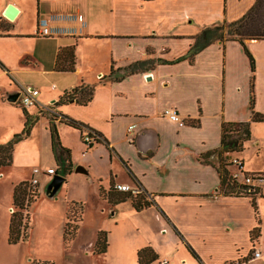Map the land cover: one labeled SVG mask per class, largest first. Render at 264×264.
Listing matches in <instances>:
<instances>
[{"label": "crops", "instance_id": "0c3cea01", "mask_svg": "<svg viewBox=\"0 0 264 264\" xmlns=\"http://www.w3.org/2000/svg\"><path fill=\"white\" fill-rule=\"evenodd\" d=\"M254 2L38 0L35 35H42L41 30L47 28L50 34L46 36L58 38L55 56L59 47L75 45V69L70 72L76 76L73 80L69 79L68 88L62 92L81 82L94 87L92 99L86 105L69 102L54 110L86 125L84 132L90 129L98 133L97 137L102 140L100 143H93L92 140L89 149L80 147L83 153L95 151L105 164L104 176L98 172L93 174L97 200L102 202L103 208L115 221V215L118 218L129 217L133 229L143 236L139 244L130 246L136 248L121 252L123 264H132L133 259L137 264L136 253L140 247L181 246L177 236L183 246L188 243L196 249L203 264H217L213 261L215 259L212 260L215 255L220 257L218 263H224V229L229 231L237 227L230 212L239 199L245 197L223 195L219 187L218 158L216 155L204 156L219 147L223 122H250L251 136L248 141H252L259 150L261 135H258L257 126L264 121H251L250 97L253 77L254 111L264 114V39H244L254 59L253 71L244 46L230 39L214 41L192 56L174 60L187 54L202 28L237 20ZM8 3L18 8L17 16L23 12V0H7L2 9ZM44 3L47 5L44 6ZM1 16V21L11 24ZM0 29L4 30L3 27ZM136 61L148 63L142 71L121 80L104 78L111 68H122ZM21 90L9 93L20 94ZM53 92L52 96L43 98L44 95L38 91L36 103L46 108L43 103L54 102L57 98V88ZM166 108L175 109L183 120L177 122L163 117L162 111ZM131 124L135 128L130 131L128 127ZM44 125V166L56 168L46 118ZM56 127L61 145L71 149L72 160L74 144L65 136L72 132L78 145H81L82 134L78 129L60 122L56 123ZM129 137L132 139L129 140ZM13 152L14 148L12 162ZM233 157L242 161L243 170L241 156L233 153ZM84 164L88 173L92 169L91 164ZM228 169L230 173L234 171ZM75 172L73 165L62 186ZM4 176L2 173L1 177ZM51 177L39 176L38 191L40 196L54 200L59 195L49 197L45 193ZM28 179L26 176L11 183L7 207L12 206L13 184ZM111 183L138 187L155 204L140 211L133 208L130 200L111 206L99 194L100 190L107 192ZM67 199L69 202L74 198ZM117 225L116 221L114 226ZM255 225L248 222L243 228L249 243V231ZM121 231L118 229L117 234ZM95 234L84 245L91 253ZM215 235L222 238L216 239ZM194 239L202 243L201 247H207L205 253L194 245ZM236 247L237 244H233L234 253L228 249V259L248 256L250 247L246 246L241 254ZM260 254L259 258L251 255L241 264L263 259L261 250ZM192 258L194 261L191 264H201ZM115 264H121L120 259H116Z\"/></svg>", "mask_w": 264, "mask_h": 264}, {"label": "rangeland", "instance_id": "374dc122", "mask_svg": "<svg viewBox=\"0 0 264 264\" xmlns=\"http://www.w3.org/2000/svg\"><path fill=\"white\" fill-rule=\"evenodd\" d=\"M6 1L0 0V16L5 9L2 7ZM23 2V12L12 20L11 24L7 21L0 22L4 28V30L0 29V60L5 65V70L0 69V144L9 141L24 129L25 118L21 110L23 106L18 100L19 97L15 103L7 100V94L11 90H21L32 86L38 89L41 95H44L43 98H48L54 94L53 90L57 88L55 95L58 97L64 88H68L66 86L70 84L69 79L73 80L76 76L73 72L53 70L58 38L35 35L38 0H23ZM46 5L44 3V6ZM36 100L38 101L37 97ZM49 104L45 102L43 106ZM39 107L38 103L26 107L33 120H35V115L38 118L31 126L29 135L14 145L12 164L0 167V264H31L32 261L40 262L43 260L53 264H115L116 259H120V263L123 264L124 257H122L121 252H124L125 249L136 248L130 246L139 244L143 236L133 229V222L129 217L118 218L115 215L118 225L114 226L116 223L115 219H112L114 217L103 208L102 202L97 200L95 193L96 181L93 174L98 172L104 176L106 173L105 164L99 160L95 151L83 153L81 146L88 147V149L91 146L89 147L85 141L78 145L77 138L71 134L72 132L65 136L66 140L74 144L72 167L73 165L74 169L78 165L85 167L84 163H87L91 164L92 169L87 174L75 172L69 175L66 183L56 194V196L59 195L57 199L51 200L43 195L40 196L37 188L39 198L28 209L30 227L26 240L14 244L8 243L10 212L15 211L13 205L7 207L11 183L26 176L30 179L34 167L47 168L44 166L46 160L44 149H42L46 125H44L45 118L38 115ZM257 127L258 135H261L259 137L261 139H258L259 150L252 141H247L243 150L235 152V156L240 155L244 160L243 170L248 174L264 171V123ZM57 134L59 137L58 130ZM84 134L86 132L83 131ZM229 157L230 160L233 159L231 154ZM229 168L234 169L231 173H238V181L243 183L244 173H239L234 164L229 165ZM2 173L5 175L3 178L1 177ZM9 175L12 176L9 177ZM15 184L17 183H14L13 186ZM249 185H260L261 187V195L255 199L256 211L251 206L249 197L239 199V202L230 212L237 227L231 228L229 231L224 229V239L220 235L214 237L224 240V263H218L219 255L212 258L217 264H228V262L235 260L228 259V254H226L228 249L234 253L233 244H237L236 248L237 250L239 248L240 254L244 252L246 246L250 247L246 258L251 257L255 251L260 253V250L264 255V178L263 181L253 179ZM99 194L101 198L106 199L102 190ZM68 197L74 198L71 201L77 200L74 201L75 204L69 205L70 208L67 207L70 202H67ZM109 205L111 204L109 203ZM71 211L76 214L82 211V217L76 235L65 243L63 221H65L66 215L69 216V212L72 213ZM257 219L259 220L260 235L250 240L249 243L248 234L243 228L248 222L257 224ZM72 225L75 223L71 222L69 229L72 228ZM100 229L109 232L107 233L109 248L105 254L96 255L87 250L84 245L91 241L96 231ZM118 229L122 231L117 234ZM218 236L219 238H217ZM177 238L181 243L179 247H155V249L152 247L158 254V259L149 264H191L194 259L186 246H183L180 237L177 236ZM201 244L194 239V245L205 253L207 247H201ZM255 246L259 247L260 250L254 248ZM200 262L203 264L202 261ZM135 263L133 259L132 264ZM193 264L200 263L194 262ZM249 264H264V258Z\"/></svg>", "mask_w": 264, "mask_h": 264}, {"label": "trees", "instance_id": "16d2710c", "mask_svg": "<svg viewBox=\"0 0 264 264\" xmlns=\"http://www.w3.org/2000/svg\"><path fill=\"white\" fill-rule=\"evenodd\" d=\"M2 16H0L1 22ZM0 26L1 23H0ZM3 27V26H2ZM264 39V0H255L250 9L239 19L231 22H221L212 26H206L201 29V31L195 36L194 43L189 48L187 54L183 57H179L174 61H179L183 58L192 56L197 51L206 47L208 44L217 40H236L244 46V50L249 57L251 70H254V59L252 55L246 48L244 39ZM75 45H68L59 47L55 56L53 69L59 72H70L75 69ZM148 63L147 61H136L128 66L113 69L111 68L109 73L104 77L113 81H118L135 72H140L143 70L144 65ZM0 69L5 70V65L0 60ZM253 77L251 78V97H250V109L252 112L251 121L252 122H263L264 114L254 111V96H253ZM94 87L85 83H80L70 89L64 90L54 102L50 103L46 108L39 107L38 115L43 116L48 121V127L51 137V146L56 160L57 167L55 168V173L62 176H66L70 173L72 169L71 159H70V149L63 147L60 143L56 123L60 122L72 128L78 129L82 134L86 128V125L76 121L69 116L55 111L59 106L68 104L69 102H76L80 105H86L93 96ZM55 109V110H54ZM22 113L25 118L24 129L21 133L14 135L12 139L5 143L0 144V167L10 165L12 163V151L14 145L20 140L24 139L29 135L30 128L36 121L38 116L35 115V120L32 119L31 115L25 107L21 108ZM93 143H100L98 133L89 129L87 132ZM250 122H223L221 125V137L220 145L218 148L213 149L205 154L204 157H209L210 155H216L218 158L217 171L220 175V192L223 195H231L236 197H249L251 206L256 211L255 199L257 196L261 195L260 185L251 186L249 184L240 183L232 177L229 171V165H231V160L229 159L230 154L233 157V153L239 152L244 149V144L250 140ZM89 143L88 146H91ZM234 158V157H233ZM240 172L245 175H252L254 180L263 181V172L251 173L241 169ZM38 184L35 186H30L28 181H22L13 186L12 190V205L15 211L10 212L9 226H8V243L14 244L19 241L26 240L28 236V230L30 227V214L28 209L31 204H34L38 198L39 194L37 192ZM105 198L108 203L116 205L118 203L130 200L133 208L136 211H140L143 208L155 204L154 200L148 198L147 193L140 191L138 193L122 192L114 189V184L111 183L107 192H104ZM76 202L70 201L68 203V208L70 204H75ZM67 208V209H68ZM69 216H65V222L63 227V239L67 243L75 236L79 228V221L81 220L82 211L79 214L71 211ZM72 214V215H71ZM72 216V218H71ZM71 222L75 225L71 226ZM259 220L257 219V224L249 231L250 240H253L260 235V227L258 225ZM67 245V244H66ZM186 248L191 253V255L198 261H201L200 256L195 251L190 244L186 243ZM92 252L96 255L105 254L108 249V237L106 230H97L95 234V239L92 244ZM137 264H149L158 259V254L150 246H144L137 250ZM246 261L245 258H238L234 261L228 262V264H241ZM53 264L50 261H32L31 264Z\"/></svg>", "mask_w": 264, "mask_h": 264}, {"label": "built area", "instance_id": "2783aa9c", "mask_svg": "<svg viewBox=\"0 0 264 264\" xmlns=\"http://www.w3.org/2000/svg\"><path fill=\"white\" fill-rule=\"evenodd\" d=\"M41 34L42 35H49L50 32L47 30V28H43L41 30ZM38 89L34 88V87H25L20 91L19 94V98L18 100L20 101L21 105L23 107H28L31 106L33 104L36 103V95L38 94ZM162 116L166 117L172 121H181V118L179 116V114L177 113V111L173 108H166L162 111ZM135 128L134 124L129 125L128 130H133ZM132 137H129V140H131ZM83 141H85L87 144L92 142V138L91 136L86 133L83 135ZM231 163L234 164L237 167V170L241 171L242 169V161H240L238 158L234 157L231 160ZM55 173V168L54 167H48V168H41V167H34L32 172H31V176L30 179L28 181L30 186H35L38 184L39 182V176L40 175H50L52 176ZM232 177L238 181V173H232ZM253 180L252 175H245L244 176V182L245 184H249L251 183V181ZM258 181H262V179L258 180ZM114 189H116L117 191H122V192H131V193H138L140 192V189L138 187H132L128 184H124V183H116L114 184ZM254 258H259L260 257V253L259 251H255L252 255Z\"/></svg>", "mask_w": 264, "mask_h": 264}, {"label": "water", "instance_id": "95a60500", "mask_svg": "<svg viewBox=\"0 0 264 264\" xmlns=\"http://www.w3.org/2000/svg\"><path fill=\"white\" fill-rule=\"evenodd\" d=\"M17 14H18V8L12 3H8L2 12L3 17L9 21L14 20ZM18 97H19V92H13L7 94V100L12 101L14 103L17 101ZM75 171L81 173H87V170L83 166H76ZM64 181H65V176H62L58 173H54L51 177V180L46 185L45 193L49 197H53L54 195L57 194Z\"/></svg>", "mask_w": 264, "mask_h": 264}]
</instances>
